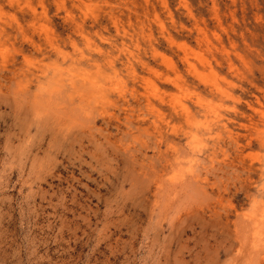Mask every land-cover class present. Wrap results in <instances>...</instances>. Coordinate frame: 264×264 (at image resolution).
Masks as SVG:
<instances>
[{
    "label": "rangeland",
    "instance_id": "1",
    "mask_svg": "<svg viewBox=\"0 0 264 264\" xmlns=\"http://www.w3.org/2000/svg\"><path fill=\"white\" fill-rule=\"evenodd\" d=\"M0 264H264V0H0Z\"/></svg>",
    "mask_w": 264,
    "mask_h": 264
},
{
    "label": "bare ground",
    "instance_id": "2",
    "mask_svg": "<svg viewBox=\"0 0 264 264\" xmlns=\"http://www.w3.org/2000/svg\"><path fill=\"white\" fill-rule=\"evenodd\" d=\"M213 48V47H212ZM215 49V48H214ZM99 78V77H98ZM79 88V87H78ZM207 117V116H206Z\"/></svg>",
    "mask_w": 264,
    "mask_h": 264
}]
</instances>
